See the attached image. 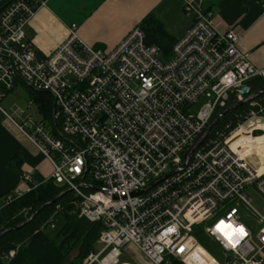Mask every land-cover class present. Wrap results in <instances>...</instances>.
<instances>
[{
  "label": "built area",
  "instance_id": "obj_1",
  "mask_svg": "<svg viewBox=\"0 0 264 264\" xmlns=\"http://www.w3.org/2000/svg\"><path fill=\"white\" fill-rule=\"evenodd\" d=\"M42 5L0 0V110L10 117L1 103L20 84L52 94L53 125L27 117L17 126L51 163L49 180L77 198L79 216L104 225L102 248L83 264H123L126 246L150 264H221L192 236L209 221L206 234L226 264H264V205L255 207L247 193L252 188L264 201L263 162L242 141L264 135V93L214 127L185 165L212 120L247 98L244 87L264 89V68L251 63L238 30L222 27L202 1L183 0L193 24L168 59L140 27L104 51L86 44L76 25L40 57L26 27ZM256 80L263 85L253 88ZM22 180L0 209L36 187L29 175ZM61 211L41 230L56 229ZM240 228L244 234L233 233Z\"/></svg>",
  "mask_w": 264,
  "mask_h": 264
},
{
  "label": "crops",
  "instance_id": "obj_2",
  "mask_svg": "<svg viewBox=\"0 0 264 264\" xmlns=\"http://www.w3.org/2000/svg\"><path fill=\"white\" fill-rule=\"evenodd\" d=\"M200 1L206 10L214 13L222 27L238 30L242 36L241 47L249 54L251 63L257 68H264V0H247L244 3L241 0ZM40 2L43 5L26 27L27 40L34 44L40 57L50 55L61 46L67 40L69 29L73 25L78 27L79 37L86 44L94 49L112 51L151 14L160 21L165 32L175 41L182 38L193 24V17L183 10V0ZM10 95L2 103L6 102ZM8 115L10 117L0 110V206L4 197L23 186V174L29 175L33 182L40 183L50 181L53 173L51 163L17 126L21 119H15L9 113ZM38 119H41L40 114ZM242 141L246 154L255 153L261 158L263 171L264 135L256 140L244 138ZM101 248L102 245L97 242L96 250ZM124 257H131L132 263L122 261ZM121 262L150 264L132 246L123 248Z\"/></svg>",
  "mask_w": 264,
  "mask_h": 264
},
{
  "label": "trees",
  "instance_id": "obj_3",
  "mask_svg": "<svg viewBox=\"0 0 264 264\" xmlns=\"http://www.w3.org/2000/svg\"><path fill=\"white\" fill-rule=\"evenodd\" d=\"M140 28L146 34L147 43L160 47L164 58L168 59L176 41L165 32L160 21L151 14L142 21ZM250 84L259 88L263 82L256 80ZM28 90L30 101L37 107L41 118L53 125L55 106L52 94ZM243 109L223 117L215 128ZM34 184L36 187L30 192L0 209V264H73L69 262L74 252H77L74 260L83 263L87 255L96 250L104 225L80 217L74 209L77 198L67 188L57 186L52 180ZM59 206L63 211L57 214V221L62 219L63 224L55 238H51L48 230L42 231L41 228L55 215ZM24 210H30L28 217L21 215ZM18 227L21 228L16 229ZM12 251L14 257L9 256Z\"/></svg>",
  "mask_w": 264,
  "mask_h": 264
},
{
  "label": "rangeland",
  "instance_id": "obj_4",
  "mask_svg": "<svg viewBox=\"0 0 264 264\" xmlns=\"http://www.w3.org/2000/svg\"><path fill=\"white\" fill-rule=\"evenodd\" d=\"M205 103V99H201L197 104H195L192 107V112L197 113L201 106ZM1 106L4 110H6L10 115H12L15 119L20 118H27V117H33L35 119L39 118V113L37 111V107L31 103L29 98V90L24 84H20L15 92H13L10 97L7 99L6 102L1 103ZM257 158L253 157L251 161L255 164H257ZM247 193L249 197L252 199L253 204L258 209H261L264 205V201L262 198L252 189L248 188ZM243 220L246 223H252V221L249 220V218L245 215H243ZM58 227L55 230L47 231V234L51 238H55L56 234L59 232L61 225L63 224L62 219H58L57 221ZM212 222H205L200 225H196L193 229L192 236L194 239L207 251L209 252L213 257H215L221 264L225 263V256L219 249L218 245L206 234V227L210 225ZM77 252H74L70 257V262H73V264H83L81 262L75 261L74 258H76ZM122 261L125 262H131V257H124Z\"/></svg>",
  "mask_w": 264,
  "mask_h": 264
},
{
  "label": "water",
  "instance_id": "obj_5",
  "mask_svg": "<svg viewBox=\"0 0 264 264\" xmlns=\"http://www.w3.org/2000/svg\"><path fill=\"white\" fill-rule=\"evenodd\" d=\"M264 93V89H262L261 91L251 94V89L250 87H244L242 89V94L243 96H247V98L240 103H237L235 105L229 106L228 108H226L225 110H223L222 112H220L213 120L212 122L209 124V126L207 127V129L205 130V132L201 135V137L197 140V142L191 147V149L188 151V153L185 155V165L189 162L191 156L193 155L194 151L204 142V140L207 138V136L209 135V133L212 131V129L220 122V120L225 117L226 115H228L231 112H234L242 107H244L246 104H248L250 101L258 98L260 95H262ZM159 181L158 180L156 183L152 184V185H156ZM21 227H18L16 229H19ZM13 229V230H16Z\"/></svg>",
  "mask_w": 264,
  "mask_h": 264
},
{
  "label": "snow or ice",
  "instance_id": "obj_6",
  "mask_svg": "<svg viewBox=\"0 0 264 264\" xmlns=\"http://www.w3.org/2000/svg\"><path fill=\"white\" fill-rule=\"evenodd\" d=\"M224 227L231 228L232 226H231V225L222 226L221 231H223V228H224ZM236 231H239L240 234H244V229H243V228H240V229H238V230L234 229V230H233V233H235ZM229 239H231V236H229Z\"/></svg>",
  "mask_w": 264,
  "mask_h": 264
}]
</instances>
